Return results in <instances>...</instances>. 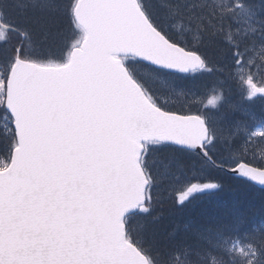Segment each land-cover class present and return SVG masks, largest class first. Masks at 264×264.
Listing matches in <instances>:
<instances>
[{
  "label": "snow or ice",
  "instance_id": "obj_1",
  "mask_svg": "<svg viewBox=\"0 0 264 264\" xmlns=\"http://www.w3.org/2000/svg\"><path fill=\"white\" fill-rule=\"evenodd\" d=\"M0 264H264V0H0Z\"/></svg>",
  "mask_w": 264,
  "mask_h": 264
}]
</instances>
